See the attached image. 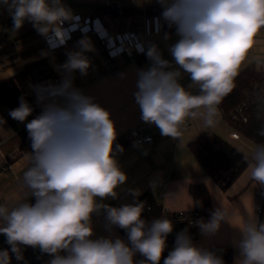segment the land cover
<instances>
[{"label": "clouds", "instance_id": "clouds-1", "mask_svg": "<svg viewBox=\"0 0 264 264\" xmlns=\"http://www.w3.org/2000/svg\"><path fill=\"white\" fill-rule=\"evenodd\" d=\"M158 2L164 9L163 19L179 36L170 48L179 67L173 68L151 45L146 52L151 66L138 71L134 98L145 123L155 124L161 135L179 139L189 119H202L207 127L216 124L219 105L235 89L241 67L264 29V0ZM0 5L8 8L15 30L28 21L43 35L53 33L61 44L67 36L61 25L76 19L62 0H0ZM79 43L81 51L69 53L62 66L67 75L61 83L35 87L42 111L26 124L32 152L20 179L25 198L11 208L0 204V234L17 260H23L22 246H31L52 256L50 264H161L174 229L172 220L162 216L148 224L142 218L143 202L120 207L102 203L117 198L127 175L116 159L123 148L114 147L118 132L110 111L74 87L71 74L79 70L87 75L90 61L84 53L93 50L87 38ZM182 72L189 74V87L197 88V94L180 83ZM256 100L264 114V96ZM32 112L21 97L19 107L9 115L24 122ZM258 134L264 136V129ZM244 159L250 179L264 186V143L255 144ZM132 194L137 195L134 190ZM29 197L35 203L28 202ZM101 212L109 231L113 227L125 230L127 241L92 238V217ZM222 222L230 223L229 213L217 207L207 222L201 219L196 224L203 235L212 236ZM235 228L240 233L235 264H264V222L253 212ZM137 254L143 259L136 260ZM0 264H11L9 250H0ZM163 264L224 261L194 244L185 229L177 233Z\"/></svg>", "mask_w": 264, "mask_h": 264}, {"label": "crops", "instance_id": "crops-1", "mask_svg": "<svg viewBox=\"0 0 264 264\" xmlns=\"http://www.w3.org/2000/svg\"><path fill=\"white\" fill-rule=\"evenodd\" d=\"M62 3L76 17L68 22L77 21L78 31L69 35L57 47H52L48 40L53 33L43 35L31 22L25 21L19 30H15L8 8L0 5V82L25 72L31 74V70L38 65L46 66L62 81L67 75L62 66L66 63L68 54L81 51L79 42L87 38L93 49L84 53L90 61V67L87 75H81L79 70L71 74L74 87L93 97L95 102L110 111L118 132L117 139L125 135L131 137V132L140 126L146 127L143 134L153 137L151 144L139 145L133 140V143L123 148V152L117 153L116 159L126 173L127 180L117 189L116 199L107 198L102 203L120 207L132 204L143 195H149L171 213L188 212L195 209L191 187L204 184L211 196L212 211L217 207L227 210L232 225L222 222L215 235L205 236L196 222L201 219L207 222L210 216H206L199 217L194 226L180 227V232L187 229L190 236L195 234V237H191L193 243L210 251L231 249L236 259L239 253L235 242L240 239V233L235 226L241 225L253 212L259 221L264 222V217L258 214L259 209L264 211V186H259L250 179L247 167L235 182L227 189H222L195 158L190 144L208 133L218 135L244 154H250L255 143L242 134L240 140L232 139L230 133L236 130L225 120L220 110L217 122L212 127H207L202 119H189L187 121L190 127H183L181 138L161 135L155 124L145 123L141 119V111L134 98V93L138 90V71L147 70L151 61L145 53L135 61L111 55L114 46L133 37L132 50L136 54L141 53V49L147 52L151 45H155L162 57L169 60L173 68L178 69L170 52L171 46L179 40L176 30L165 31L161 15H146L148 11L163 9L161 4L158 0H62ZM103 7H124L142 13L113 18L99 10ZM104 39L106 44L102 43ZM256 40L257 43L249 51L240 73L251 65L264 72V29L257 34ZM180 83L193 94L198 93L197 88L189 87V74L182 72ZM28 103L33 112L24 122L11 118L9 113L13 109L0 106V120L3 121L0 123V204H6L9 208L25 198L20 179L29 166L27 157L32 152L26 124L38 116L36 112L42 109L37 98L35 103ZM132 190L137 195H133ZM33 200L34 197H29L28 202L33 203ZM102 214L103 212L92 217V238L119 237L127 241L118 227L109 231ZM174 245L175 241L170 244V251ZM9 248L6 237L0 234V250ZM135 259L139 260L137 255ZM11 263L15 264V261ZM42 264H50V260Z\"/></svg>", "mask_w": 264, "mask_h": 264}, {"label": "trees", "instance_id": "trees-1", "mask_svg": "<svg viewBox=\"0 0 264 264\" xmlns=\"http://www.w3.org/2000/svg\"><path fill=\"white\" fill-rule=\"evenodd\" d=\"M113 18H122L141 14V11L124 7H103L99 9ZM164 9L158 11H148L147 16L158 14L162 16ZM163 19V16H162ZM165 31H173L163 19ZM30 72L22 73L7 81L0 82V106H6L11 109L19 107L20 98L23 97L27 102H36V92L32 89V78ZM264 90V72L259 71L255 65H251L242 71L236 78V87L219 105V110L223 113L225 120L231 127L240 134L251 140L253 143H264V136L258 133L264 129V114L260 113L254 93ZM246 107L242 116L233 119L232 116L238 113V109ZM39 109L36 114H40ZM133 143L132 137L125 135L115 141V144L127 147ZM190 150L204 168L206 173L216 179L222 189H227L248 167L244 159L245 154L232 146L228 141L218 135L205 133L190 144ZM191 194L195 201V210L199 217L210 216L212 212V203L209 190L204 184H196L191 187ZM148 198L147 207H144L142 218L150 224L152 220L162 217L161 207L149 195H143L137 198L132 204L142 202ZM35 203V198L33 200ZM127 240V233L120 229ZM195 237V234H191ZM169 243L163 254L161 261L167 257L169 252ZM31 246H22L23 257L29 252ZM222 257L224 264H235L234 252L231 249L211 250ZM11 262L16 261L15 254L11 253L9 248ZM137 257L143 259L139 254Z\"/></svg>", "mask_w": 264, "mask_h": 264}, {"label": "built area", "instance_id": "built-area-1", "mask_svg": "<svg viewBox=\"0 0 264 264\" xmlns=\"http://www.w3.org/2000/svg\"><path fill=\"white\" fill-rule=\"evenodd\" d=\"M61 27L64 30H66V33H67V36L65 38L66 40L69 35H72L74 32L78 31V22L74 21L71 23L68 21H64ZM85 29H88V28H85ZM82 32H86V30L84 31L82 30ZM132 39L134 38L132 37V38L123 40L118 46H114L115 49L113 50L111 49V55L113 57L121 56L123 58H129L131 61H135L136 59L142 57L143 53L146 54V50L144 52L142 51L139 54H136L132 50V46H133ZM48 40L52 47H57L61 45V43L58 42V39L54 36V34L50 35L48 37ZM102 43L106 44L107 41L104 39ZM31 77H32V89L34 92H35V87L37 85H49V84L59 85L61 83V80L44 65H38L34 67L31 70ZM258 96H264L263 89H261V91H257L254 93V97L257 98ZM245 108L246 107L239 108L238 113L234 114L232 118L238 119L239 117H241L242 112ZM183 127L189 128L190 123L186 121ZM145 128H146L145 126H140L131 132V137L135 143L139 145H142L145 143H148V144L153 143V137L151 135L143 134ZM230 137L234 140H240L241 135L238 131H233L230 133ZM147 201H148V198L142 201L144 203V206L146 207H147ZM109 205L113 207H117V205L115 204H109ZM159 207H161L162 216L165 218L171 219L174 225L173 232L167 238L169 245L176 240V235L177 233L180 232V227L194 226L195 221L199 218L198 212L195 209L193 211H188V212L171 213L168 209L162 207L161 205H159ZM258 214L259 216L264 217V211L262 209H259ZM102 215H103V218L105 219V214L103 213ZM51 259H52V256H50L47 253H43L38 247H35V248L31 247L29 252L26 254V256L23 257V260L16 259L15 264H42L46 260H51ZM161 264H163V261H161Z\"/></svg>", "mask_w": 264, "mask_h": 264}, {"label": "rangeland", "instance_id": "rangeland-1", "mask_svg": "<svg viewBox=\"0 0 264 264\" xmlns=\"http://www.w3.org/2000/svg\"><path fill=\"white\" fill-rule=\"evenodd\" d=\"M11 264H13V263H11Z\"/></svg>", "mask_w": 264, "mask_h": 264}]
</instances>
